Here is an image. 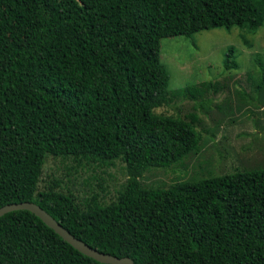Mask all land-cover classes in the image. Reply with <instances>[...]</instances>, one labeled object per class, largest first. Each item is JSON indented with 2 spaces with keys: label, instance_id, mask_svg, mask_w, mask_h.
Wrapping results in <instances>:
<instances>
[{
  "label": "trees",
  "instance_id": "1",
  "mask_svg": "<svg viewBox=\"0 0 264 264\" xmlns=\"http://www.w3.org/2000/svg\"><path fill=\"white\" fill-rule=\"evenodd\" d=\"M264 0H0V207L39 204L76 237L136 264H264V168L142 182L198 151L197 117L156 108L197 100L212 81L169 90L161 40L224 27L256 31ZM264 87V58L256 57ZM226 69L237 68L230 46ZM48 155L113 165L115 201L40 187ZM0 264H106L29 210L0 217Z\"/></svg>",
  "mask_w": 264,
  "mask_h": 264
},
{
  "label": "rangeland",
  "instance_id": "2",
  "mask_svg": "<svg viewBox=\"0 0 264 264\" xmlns=\"http://www.w3.org/2000/svg\"><path fill=\"white\" fill-rule=\"evenodd\" d=\"M230 46L239 66L228 70L224 59ZM257 56L264 58V25L255 32L219 27L161 40V60L171 75L169 90L204 81L214 86L197 100L176 99L155 109L189 120L194 114L201 146L169 168L148 169L141 179L146 186L168 188L177 181L264 168V87L259 88ZM127 178L121 160L101 165L48 155L40 187L56 181L80 203L96 195L107 204L116 200Z\"/></svg>",
  "mask_w": 264,
  "mask_h": 264
},
{
  "label": "water",
  "instance_id": "3",
  "mask_svg": "<svg viewBox=\"0 0 264 264\" xmlns=\"http://www.w3.org/2000/svg\"><path fill=\"white\" fill-rule=\"evenodd\" d=\"M29 210L40 217L49 227L53 228L64 240L70 243L74 248L83 254L94 258L95 260L106 264H136L129 256L119 257L113 254L101 252L93 248L88 243L72 234L55 217L42 208L39 204L32 201H23L11 203L0 207V217L8 212L15 210Z\"/></svg>",
  "mask_w": 264,
  "mask_h": 264
}]
</instances>
